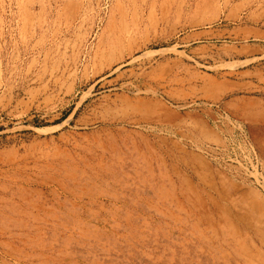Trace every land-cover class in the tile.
I'll return each mask as SVG.
<instances>
[{"label":"rangeland","instance_id":"rangeland-1","mask_svg":"<svg viewBox=\"0 0 264 264\" xmlns=\"http://www.w3.org/2000/svg\"><path fill=\"white\" fill-rule=\"evenodd\" d=\"M0 264H264V0H0Z\"/></svg>","mask_w":264,"mask_h":264},{"label":"bare ground","instance_id":"bare-ground-1","mask_svg":"<svg viewBox=\"0 0 264 264\" xmlns=\"http://www.w3.org/2000/svg\"><path fill=\"white\" fill-rule=\"evenodd\" d=\"M83 97V96H82Z\"/></svg>","mask_w":264,"mask_h":264}]
</instances>
